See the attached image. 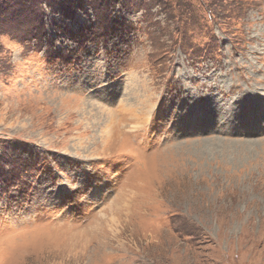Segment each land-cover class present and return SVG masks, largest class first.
<instances>
[{
  "label": "rangeland",
  "instance_id": "1",
  "mask_svg": "<svg viewBox=\"0 0 264 264\" xmlns=\"http://www.w3.org/2000/svg\"><path fill=\"white\" fill-rule=\"evenodd\" d=\"M0 264H264V0H0Z\"/></svg>",
  "mask_w": 264,
  "mask_h": 264
},
{
  "label": "bare ground",
  "instance_id": "2",
  "mask_svg": "<svg viewBox=\"0 0 264 264\" xmlns=\"http://www.w3.org/2000/svg\"><path fill=\"white\" fill-rule=\"evenodd\" d=\"M133 112H134V110H133V108H131L130 109V113H133ZM118 123H119V121L116 122V124H118ZM119 128H116L114 125H111L110 126V129H107L108 132L105 131L106 134L105 135L103 134L104 135V139L102 141L107 143V142H110L112 139H115L116 137H118L120 135V129ZM113 221H114V219H113Z\"/></svg>",
  "mask_w": 264,
  "mask_h": 264
}]
</instances>
